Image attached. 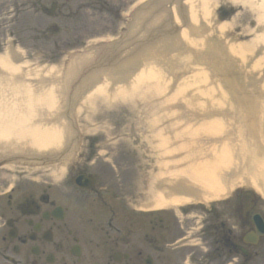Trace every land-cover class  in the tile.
I'll return each instance as SVG.
<instances>
[{
	"label": "bare ground",
	"instance_id": "obj_1",
	"mask_svg": "<svg viewBox=\"0 0 264 264\" xmlns=\"http://www.w3.org/2000/svg\"><path fill=\"white\" fill-rule=\"evenodd\" d=\"M211 1L148 0L147 4L134 15L132 26H135V29L130 31L134 36L133 48L132 51L129 49L124 51L125 56L128 53H132L133 56H131V62L127 65L124 75L118 78L124 79L128 72L134 70L132 73L136 76L134 88L135 84H138V79L146 80L147 83L151 80L159 87L163 83L157 77L158 74L160 72L162 75L168 74V71L171 70L167 61L179 59V61L195 63L200 57L208 56L216 59L215 61L218 63L215 64L213 61L211 63L216 69L225 72V76L234 75L237 67L243 71V74H256L255 82L258 84L256 87L264 91V0H228L234 5L236 11L242 7L254 13V25L259 33L248 37L241 36L238 39L241 44L226 42L222 46L223 48L215 45L211 36L216 31L218 34H222L226 26L222 23L206 29L204 24V19L211 13L209 10ZM172 21L178 23L179 28L170 24ZM197 22L200 24L196 25ZM137 25L139 30H143L140 38L143 39L141 43L138 41L140 39L137 36V31H139L136 29ZM204 30H206V34ZM175 32H178L181 39L186 41H180L183 45L178 42L179 47L178 44H174V41H179L180 37L178 35L174 37ZM199 36H203V38L200 40ZM191 44L194 47L203 46L205 51L192 49V52L185 53L183 50L191 47ZM90 47H97L96 50L99 54L102 51L99 45L94 46L92 43ZM176 49L183 50L175 52ZM216 52L220 53L217 54L219 56L226 55L231 59L235 57L238 62L237 66L222 64L218 61ZM88 56L89 53L84 52L73 55L70 65L62 73V76L58 77V80L55 77H49L48 79L52 78L49 82L50 80L46 81L45 77L35 76V81L36 77L38 78V84L39 82H48L46 87L42 85V87H36L34 78L30 75L39 73L34 71L28 72V74L22 73L20 65L13 64L5 54H0V154H13L21 161L28 156L34 158L53 152L59 149L65 140L68 143L74 126L68 121L64 120L63 122L62 111L66 105L69 106L72 102L71 97L74 98L76 93L80 94L88 87L96 84L93 90L80 100L90 102L102 96H109L108 98L128 97L127 86H130L132 81L129 84L126 83L128 85L114 86L112 91H106L108 81L114 80L111 75L115 76L111 66L110 68H96L91 77H85L74 88L75 90L80 89L72 95L69 83L71 82L73 87L75 75L79 72L80 67L86 64ZM138 60H142L143 67L136 71ZM215 68L210 69L213 80H216L217 77ZM39 71L40 73H51L50 70L45 69ZM57 72L58 70H55V73ZM196 72L194 77L196 76L197 80L205 81L209 76L202 69ZM229 80L226 77V81ZM242 82L245 85L254 84L247 76ZM187 85L186 87H188ZM62 86L66 87L68 91H64ZM261 91L258 92V97L251 98L256 102L253 105L255 108L252 109L254 112L251 116L249 113H237L239 115L235 113L237 108L242 106L240 101L244 100L240 94L229 95L226 100L223 95L221 97L228 108H235L234 112H229V110L220 111L221 113L209 112L206 108L202 116L195 113L186 114L189 109L204 111L201 104L197 102L199 99L197 93L194 95L186 93L188 96H182L185 101L183 105H164L160 116L165 120L162 123V128H157L154 124L157 133L159 132L160 141L156 146H152L157 151L158 161L155 164L156 171H152V179L155 180H150V194L152 195L154 192V202L150 206L164 208L187 201L208 202L220 199L229 193L232 185L240 183H245L264 195V149L262 148L264 147V126L258 125L260 119L257 118V111L260 110V116L264 121V109L259 108L257 104L264 101V92ZM238 101L240 104L237 103ZM220 105L221 102L217 100L214 107ZM244 107L249 109L252 105L247 104ZM234 116L235 118H233ZM150 127L148 129L152 134L154 128ZM186 147L188 150L185 151L186 153H182ZM216 150L218 152L215 153ZM176 151H181V153L177 156L175 155ZM242 169L246 170V173L240 174L239 170Z\"/></svg>",
	"mask_w": 264,
	"mask_h": 264
},
{
	"label": "flooded vegetation",
	"instance_id": "obj_2",
	"mask_svg": "<svg viewBox=\"0 0 264 264\" xmlns=\"http://www.w3.org/2000/svg\"><path fill=\"white\" fill-rule=\"evenodd\" d=\"M48 1L58 19L101 6L100 0ZM22 8V0H0V28L14 25L4 30L14 46L21 43ZM116 149L67 145L46 157L48 172L33 175L0 160V264H264V200L258 194L239 190L201 211L191 226L201 245L183 252L182 242L172 245L183 238L175 236L183 230L181 221L166 209L144 206L150 196L136 178L139 156ZM65 164L67 178L57 184Z\"/></svg>",
	"mask_w": 264,
	"mask_h": 264
},
{
	"label": "rangeland",
	"instance_id": "obj_3",
	"mask_svg": "<svg viewBox=\"0 0 264 264\" xmlns=\"http://www.w3.org/2000/svg\"><path fill=\"white\" fill-rule=\"evenodd\" d=\"M37 1L38 3L35 4L34 2ZM118 1L125 0H100L99 3L101 4V6H99L96 10L83 9L80 15L73 16V14H68V16L58 19V17L56 16L47 15L46 8H48L50 5L48 0H22V34L20 36L21 43L20 46H18V48L21 50V56H18V58H22V63L19 64L21 65V72H26L28 74V72L32 73V71H34L39 73L40 75H30V77L34 78V81L35 76H38V78L45 77L46 81L50 80L49 82H51L52 79H48L49 77H55L58 80V77L62 76V73L70 65L72 56L86 51L85 49L93 41H97L100 37H103L105 35V37L110 38V33L119 34L120 37L122 36V38H124V35L129 33L130 30L135 29V26H132L133 20L130 22V19L126 23L125 17H128L130 8L133 5L139 4V2H141L142 0H132L133 4H129V8L127 7L123 9H116V7H114V3L117 4ZM227 2L232 4L228 0H212L209 8V10H211V13H209L208 16H206V18L204 19L206 29H210L211 27L213 28V26L215 27L216 25H221L222 23L226 26L222 34H218V32L216 31L215 34H212L211 36L213 37L215 45L221 48H223L222 46H224L226 42L241 44V42L238 40L241 36L248 37L253 36V34L255 33H259V30L254 25V13H251L246 8L239 7L234 15L220 20L219 16L216 14L217 8L219 4H228ZM32 4H35L34 7H31ZM63 11L69 12V9L63 8ZM117 11H120V14H117L118 16L115 15ZM115 16L118 17L119 20H117V18H114ZM170 24H172L173 26L176 25L178 28L180 26L175 21L170 22ZM199 24L200 23L197 22L196 25ZM11 27L14 28V25L6 24L5 27L2 26V28H0V50H2L6 46L5 40L7 41L8 37H11L4 34V30H7V28L10 29ZM136 29L139 30L138 25L136 26ZM142 31L143 30L137 31V36L139 38H141ZM204 32L205 34L207 33L206 30H204ZM175 33L176 34L173 35L174 37L179 34L178 32ZM178 36H180L179 41H174V44L177 45L178 42L179 44H182L180 43V41L186 42L181 39V35ZM127 38L129 39L126 41H129L128 44H131L130 40L133 39V37L129 36ZM198 38L201 40L203 36H199ZM179 44L177 45L178 47ZM190 46L192 48L189 47L188 49L184 50L176 49L175 52H177V50L179 52L183 50L185 53H188L192 52V49H200L205 51V48L203 46L201 47L200 45H198V47H194L192 44ZM131 54L132 53L125 56L120 52L118 58H115V60H119V62L115 64L113 63L115 62V60L113 62H110L109 57L103 63H99L96 60L94 62L100 67L105 66L103 68H110L111 63H113L111 66V70L115 72V76L111 75V77H114L115 81V84L113 85H128L131 81L133 82H131L130 86H127L129 91L128 97L108 98L109 96H102L100 98L93 99L90 102L84 100H75V98L84 99L83 97L88 94L89 90H93L92 88L87 89L88 91L86 90L87 92L85 94L84 89L80 92V94H77L76 91H79L80 88L76 90L74 88L77 87L85 77L92 76L95 69L99 67L95 66V68L92 69L89 74L81 76L73 85V87L71 85V82L69 83V87L71 86L72 95L76 93V96L74 98L71 97L72 106L70 105V116L74 128H77L79 133L76 144L84 145L101 143L104 146H116L118 147V150L135 151L136 155L139 156V161L141 162L136 169V178H138L140 182L148 183V181L150 180H155L152 179V171H156L155 164L156 161H158V156L156 153L157 151L152 146H156L160 141V138L158 136L159 132L157 133V128L161 129L163 125L162 123L165 121L163 120L164 118H160L164 105H183L185 101L182 99V96H188L186 93H190L193 95L197 93L199 96L197 102L201 104L204 111L189 109L186 111V114L195 113L202 116L206 108L209 112H224L227 110H229V112H234L235 108H228L226 102L221 97L223 95L226 100L229 95L240 94V97H243L244 100L240 101L241 104L239 101L237 102L242 106L238 107L235 113H249V116L253 115L252 113L254 111H252V109L255 108L253 107V105L256 104V102H254L251 98H254V96L258 97V92L261 91L256 87V85H258L255 82L257 80V77L255 76L256 74H243V71L237 67L236 73L234 75L225 76V72H221L218 68L216 69L214 67V64L211 63V61L215 62V64L218 63L215 61L216 59H212L208 56L200 57L195 63L191 61L187 62L184 60L179 61V59H175L173 61H167V63L171 67V70L168 71V74L162 75L160 72L157 76L163 83L162 86L159 85V87H157V85L155 83H152L151 80L149 81V83H147L146 80L138 79V84H135L136 86L134 88L133 85L135 83L134 79L136 78V76L132 74L133 71L128 72V75L133 76L132 78L128 75L124 79L118 78L119 76L124 75V72H126L125 69L131 62V56H133ZM217 54L220 53L216 52V55ZM93 56V52H90L88 59L93 58ZM217 56L218 61L222 64H238L235 57L234 59H231L226 55ZM138 61L139 63H141L142 60ZM141 65L142 63L139 66ZM213 68L217 70L216 80H213L210 75V69ZM38 69L50 70L51 73H40ZM140 69L141 68H138V71ZM191 69L192 71H190ZM199 69H202L208 73L209 76L205 79V81L197 80L196 76L194 77V75H196L197 73L196 71H198ZM55 70H58V72L55 73ZM245 76L249 77V79L252 80L254 84L245 85L242 82ZM155 77L156 76H154V79H156ZM226 77L228 80L230 79L228 82L226 81ZM38 78L36 77V81L34 83L36 87H46L48 82L44 81L39 82L38 84ZM185 83H187L188 85ZM113 85L110 81H108L106 91H112V89L114 88ZM186 85L188 87H186ZM62 88L64 89V91H68L66 87L64 88L62 86ZM180 89H182V91H179ZM261 92L263 93L264 91L262 90ZM235 97L237 98V96ZM167 99L169 100L167 101ZM217 100L218 102H221V105L214 107ZM247 104H251L252 107L249 109L247 107H244L245 105L247 106ZM257 104L259 105V108L261 107V109H264V101H260ZM259 111H257V118L260 119L258 125L264 126L263 118L262 116H260L261 111ZM233 118H235V116ZM154 124L157 128L154 126ZM148 127L154 128V132H152V134L149 132ZM236 142L237 140L235 141V143ZM234 147L237 148L236 146ZM262 148L264 149V147ZM187 150L188 148L186 147L182 153H186L185 151ZM146 152L148 156L145 155ZM216 152H218V150H216L215 153ZM180 153L181 151H176L175 155L178 156ZM27 163L31 162L27 161ZM21 166V168L24 170V173L29 175H32L33 171H41L43 173L48 172V169H46V165L45 167H41L38 169L34 167V164H23ZM239 172L240 174H244V172L246 173V170L242 169L239 170ZM244 186L249 185L245 183L232 185V187L229 189V195H233ZM153 194L154 192L152 193V195ZM261 198L264 200V196H261ZM223 200V198H220L212 200L211 202L209 201L208 203H199L192 201L180 203L181 205L186 206V216L180 214L178 209L174 210V212L172 209L173 206H167V211L169 213L168 215H170V213H173L174 217L180 219L183 225V230L179 232V234L177 232L175 236H178L180 234L187 236L185 239H183L186 240V244L181 247L183 252L190 251L191 249L197 248L201 245L198 239H191L195 231V229L191 228L192 225H195L192 220H199L201 218V211H204V209L197 207L203 206V208H208L212 204L218 206L222 204ZM194 213H197L199 216L195 217ZM199 223L200 222L196 223V225H198ZM173 236L174 232L171 233L170 237L172 238ZM189 237L190 239H188ZM168 256H170L168 259H174L175 257L174 254H168Z\"/></svg>",
	"mask_w": 264,
	"mask_h": 264
},
{
	"label": "clouds",
	"instance_id": "obj_4",
	"mask_svg": "<svg viewBox=\"0 0 264 264\" xmlns=\"http://www.w3.org/2000/svg\"><path fill=\"white\" fill-rule=\"evenodd\" d=\"M68 167H69L68 164H65L63 166L61 173L55 177V183L60 184L63 182L64 179L67 178ZM3 223H6V221H3Z\"/></svg>",
	"mask_w": 264,
	"mask_h": 264
}]
</instances>
